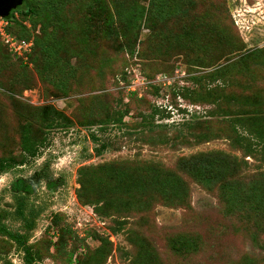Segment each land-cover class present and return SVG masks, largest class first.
Here are the masks:
<instances>
[{
    "label": "rangeland",
    "instance_id": "374dc122",
    "mask_svg": "<svg viewBox=\"0 0 264 264\" xmlns=\"http://www.w3.org/2000/svg\"><path fill=\"white\" fill-rule=\"evenodd\" d=\"M24 1L0 159L42 141L0 174V264L8 232L44 264H264V0Z\"/></svg>",
    "mask_w": 264,
    "mask_h": 264
},
{
    "label": "trees",
    "instance_id": "16d2710c",
    "mask_svg": "<svg viewBox=\"0 0 264 264\" xmlns=\"http://www.w3.org/2000/svg\"><path fill=\"white\" fill-rule=\"evenodd\" d=\"M16 10H23L26 13H30L32 8L27 7V3H26V1H24L22 5L18 6L17 8H15L11 11V14L8 16L10 21L12 20V17H14V12ZM11 25H12V21L7 26L8 30H10ZM20 38H26V37L21 36ZM26 39H28V38H26ZM42 110L44 113V116H42L43 120H44L43 126L50 127L57 121V119L60 118L59 117V110L54 108L53 106L43 107ZM122 116L123 115L119 116L117 119H114V120L121 121ZM109 120L110 119H108L106 121H109ZM257 135H258V132H257ZM41 141H42L41 137H39V135H37L36 130H35L32 122H30L28 120L25 121L21 125V131H20L21 150H22L24 156L22 158H17L16 156H11V155L1 157V159H0V174H2V172H5V171L9 170L10 168H12L16 163L22 162L24 160V158L26 159L27 156H35L37 154L38 146L40 145ZM106 146L107 145L105 143H102L99 150L102 151L103 149L106 148ZM250 148H253L252 144H250ZM83 184H84V182H83ZM95 210H97V212H99V213L103 212L101 207L98 208L97 205H95ZM8 233L12 237H14V239H17V241L20 244L23 245V249L25 250L24 260H25L26 264H44L38 258L39 256H37V254L32 251L30 245L25 244L24 238L18 232H16V233L15 232L14 233L8 232Z\"/></svg>",
    "mask_w": 264,
    "mask_h": 264
},
{
    "label": "built area",
    "instance_id": "2783aa9c",
    "mask_svg": "<svg viewBox=\"0 0 264 264\" xmlns=\"http://www.w3.org/2000/svg\"><path fill=\"white\" fill-rule=\"evenodd\" d=\"M10 19L8 16H0V33H2L6 42L8 43V48L14 53H21L22 51L27 50L30 46L33 45L31 40L26 38H20L16 35H13L8 31V24Z\"/></svg>",
    "mask_w": 264,
    "mask_h": 264
},
{
    "label": "water",
    "instance_id": "95a60500",
    "mask_svg": "<svg viewBox=\"0 0 264 264\" xmlns=\"http://www.w3.org/2000/svg\"><path fill=\"white\" fill-rule=\"evenodd\" d=\"M23 2L24 0H0V16H9L11 11Z\"/></svg>",
    "mask_w": 264,
    "mask_h": 264
}]
</instances>
